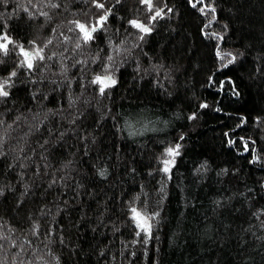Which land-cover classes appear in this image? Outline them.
Listing matches in <instances>:
<instances>
[{
	"label": "trees",
	"instance_id": "16d2710c",
	"mask_svg": "<svg viewBox=\"0 0 264 264\" xmlns=\"http://www.w3.org/2000/svg\"><path fill=\"white\" fill-rule=\"evenodd\" d=\"M101 2L0 0V264H264V0Z\"/></svg>",
	"mask_w": 264,
	"mask_h": 264
},
{
	"label": "snow or ice",
	"instance_id": "6c2138e0",
	"mask_svg": "<svg viewBox=\"0 0 264 264\" xmlns=\"http://www.w3.org/2000/svg\"><path fill=\"white\" fill-rule=\"evenodd\" d=\"M31 2V0H30ZM95 6L98 9H104L105 5L101 0H93ZM191 2V0H190ZM141 3L147 6V10L149 12H152L154 10V5H153V0H141ZM197 5H203L199 8V11L207 15L208 12L215 13L216 9L215 7L211 6L210 4H206L204 0H194V2L191 3L192 7H196ZM58 5H53V7H56ZM27 11V9H25ZM171 11V9H169ZM46 15V13H43ZM109 11H105L103 15L99 17L95 25L89 26L83 23H80L79 21H74L76 24V27L79 29L80 33L82 34V38L85 43H88L89 41L93 40V33L97 32L100 28L103 27L104 23L108 19ZM163 9L155 10V14L151 17V20L155 21L157 18H160L163 16ZM211 19H215V15L212 16ZM211 22V20H210ZM129 23L138 29L140 32L143 33H149L151 32V28L146 26L145 24L138 22L137 20H131ZM207 27V25H205ZM214 35V34H213ZM143 39V37H140ZM222 39V37H221ZM51 43V41H49ZM9 45H14L15 46V41H13L10 36L7 34L6 31H0V53H3V55H8L9 54ZM77 47H80L79 44H77ZM20 49V54L24 57L22 61H20V66L27 67L28 69L33 68V61L38 57L40 60H43L45 57L43 56V49L37 48L34 50V52L30 53L29 51L25 50L22 45H19ZM231 55V54H228ZM111 59V57H109ZM223 59V57H221ZM235 57H232L231 60L228 61V63H231L232 60H234ZM2 62V61H0ZM226 66V65H225ZM17 73L15 71L10 72L9 76L4 79H0V97H8L9 96V91L7 90L10 88L11 84V78L15 77ZM93 83L101 85L99 88V92L103 94L105 92V89L114 86L116 84V80L110 76H97ZM202 107H207V105H202ZM194 119L195 117H190ZM245 147H247V144H245ZM167 155L169 157H175L179 155V145H176L175 148H168L167 149ZM164 172H169L170 171V166L174 164V159H166L163 161ZM2 194V193H0ZM133 212V219L137 221V226L140 227L142 230L145 232H150L151 225L148 223V218L142 216L140 212H138L135 208L131 210ZM3 238V237H0Z\"/></svg>",
	"mask_w": 264,
	"mask_h": 264
},
{
	"label": "rangeland",
	"instance_id": "374dc122",
	"mask_svg": "<svg viewBox=\"0 0 264 264\" xmlns=\"http://www.w3.org/2000/svg\"><path fill=\"white\" fill-rule=\"evenodd\" d=\"M178 156V155H177ZM177 156H175V157H169L168 155H167V152L165 153V160L166 159H174V163H175V161H176V157ZM173 165V164H172ZM172 165L170 166V168L172 167ZM164 168V167H163ZM135 224L137 225V221L135 220ZM138 227V226H137ZM141 231H144V230H142L140 227H138Z\"/></svg>",
	"mask_w": 264,
	"mask_h": 264
}]
</instances>
